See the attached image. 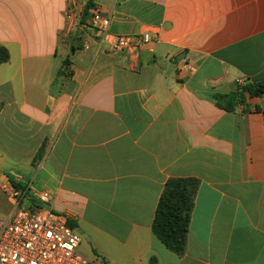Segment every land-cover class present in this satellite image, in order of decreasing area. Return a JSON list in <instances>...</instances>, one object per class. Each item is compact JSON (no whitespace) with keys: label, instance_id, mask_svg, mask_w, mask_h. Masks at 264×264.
<instances>
[{"label":"crops","instance_id":"1","mask_svg":"<svg viewBox=\"0 0 264 264\" xmlns=\"http://www.w3.org/2000/svg\"><path fill=\"white\" fill-rule=\"evenodd\" d=\"M0 46L1 215L44 190L88 263L264 264V96L214 99L264 81V0H0ZM170 178L199 181L183 256L152 232Z\"/></svg>","mask_w":264,"mask_h":264},{"label":"built area","instance_id":"2","mask_svg":"<svg viewBox=\"0 0 264 264\" xmlns=\"http://www.w3.org/2000/svg\"><path fill=\"white\" fill-rule=\"evenodd\" d=\"M82 14L83 10L79 17ZM67 17L70 19L72 13ZM90 22L100 40H108L111 17L94 9ZM151 42L149 34L137 38L117 36L109 46L113 52L134 54L141 45ZM236 82L245 85L241 79ZM1 188L12 199L13 209L7 216L0 214V264H88L78 252L80 238L68 225L67 217L43 206L50 203L48 191L38 194L41 207L25 209L21 204L27 190H17L11 184H2Z\"/></svg>","mask_w":264,"mask_h":264},{"label":"trees","instance_id":"3","mask_svg":"<svg viewBox=\"0 0 264 264\" xmlns=\"http://www.w3.org/2000/svg\"><path fill=\"white\" fill-rule=\"evenodd\" d=\"M8 50L0 46V64L8 62ZM264 96V81L249 82L227 95H214L217 105L234 111L245 104L246 97ZM199 181L194 178H170L159 199L152 224L154 236L171 252L183 256L187 248L188 231ZM152 258L150 264H156ZM91 264V263H88Z\"/></svg>","mask_w":264,"mask_h":264},{"label":"rangeland","instance_id":"4","mask_svg":"<svg viewBox=\"0 0 264 264\" xmlns=\"http://www.w3.org/2000/svg\"><path fill=\"white\" fill-rule=\"evenodd\" d=\"M32 194H39L40 193V191H38V190H35L34 192H31ZM1 198H2V200H1ZM25 202L23 201V204H24ZM0 205H1V209L0 210H3L4 212H6L7 210H9L10 209V204H9V202L7 201V199H6V197H0Z\"/></svg>","mask_w":264,"mask_h":264}]
</instances>
